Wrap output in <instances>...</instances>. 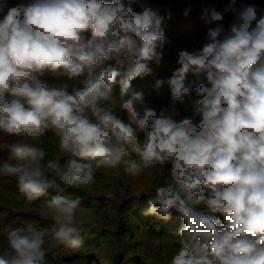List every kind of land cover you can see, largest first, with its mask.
<instances>
[{
	"label": "clouds",
	"instance_id": "1",
	"mask_svg": "<svg viewBox=\"0 0 264 264\" xmlns=\"http://www.w3.org/2000/svg\"><path fill=\"white\" fill-rule=\"evenodd\" d=\"M260 12L244 0H228L222 11L202 5L200 18L215 26L200 48L177 52L170 77L155 81L157 94L166 86L170 96L158 108L132 88L153 74L168 42L161 9L149 0H0V132L16 138L0 177H14L30 204L56 193L39 203L54 224L51 240L78 249L99 219L95 200L85 206L66 189L91 187L102 167L136 178L159 164L172 179L155 187L142 215L181 217L170 264H264ZM225 14L234 17L227 30ZM48 73L66 79L50 83ZM117 96L123 115L103 103ZM48 133L61 155L47 158L40 145ZM45 231L9 227L0 264H50Z\"/></svg>",
	"mask_w": 264,
	"mask_h": 264
},
{
	"label": "trees",
	"instance_id": "2",
	"mask_svg": "<svg viewBox=\"0 0 264 264\" xmlns=\"http://www.w3.org/2000/svg\"><path fill=\"white\" fill-rule=\"evenodd\" d=\"M25 3L28 0H24ZM110 2V0H106ZM161 9L164 17L163 27L167 43L163 49V59L159 65L152 63L153 74L133 82L134 91L143 92L147 101L156 107L168 106L170 96L165 86L160 94L154 89L157 79H167L174 69L178 68L177 52L195 51L206 43L207 30L215 25L206 24L200 17L202 5H214L222 11L228 0H149ZM241 0H238V5ZM256 4L264 14V0H244ZM10 6L17 0H9ZM191 4L187 16L184 10ZM231 14H225L222 23L225 30L233 22ZM50 83H62L64 79H56L52 74H46ZM69 87L75 81H67ZM119 89H116L118 94ZM118 114L119 98L114 102H103ZM182 116L191 115L179 106ZM126 118V117H125ZM16 138L0 132V160L9 155L8 145ZM47 153V158H53L59 153L58 140L51 133L43 138L40 145ZM64 159H61V163ZM166 167H170L167 165ZM167 169L157 164L155 168L147 169L140 177L132 178L127 175H117L114 169H96V182L89 188L66 189L65 194L73 198L79 196L82 204L92 206L99 218L95 226H86L83 236V246L78 249L57 245L51 240L54 224L40 216L39 203L50 199L41 197L36 203H27L19 193L14 177H0V246H3L5 233L9 227H25L32 224L38 230H46V257L50 264H87L91 257L101 264H170V260L179 247L178 229L183 221L173 212L169 221H160L155 217L143 216L149 195H154L157 185L171 181Z\"/></svg>",
	"mask_w": 264,
	"mask_h": 264
},
{
	"label": "rangeland",
	"instance_id": "3",
	"mask_svg": "<svg viewBox=\"0 0 264 264\" xmlns=\"http://www.w3.org/2000/svg\"><path fill=\"white\" fill-rule=\"evenodd\" d=\"M87 264H101V262L96 261L95 257H91Z\"/></svg>",
	"mask_w": 264,
	"mask_h": 264
}]
</instances>
